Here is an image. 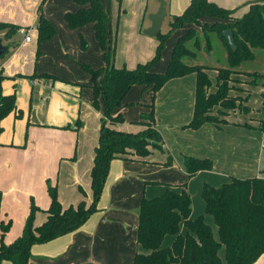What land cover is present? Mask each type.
Returning <instances> with one entry per match:
<instances>
[{
	"label": "crops",
	"instance_id": "obj_1",
	"mask_svg": "<svg viewBox=\"0 0 264 264\" xmlns=\"http://www.w3.org/2000/svg\"><path fill=\"white\" fill-rule=\"evenodd\" d=\"M158 1L122 0L121 8L116 6L115 19L111 18L110 7L106 10L109 18L107 35L114 44L112 60L114 67L132 68L136 63L151 57L156 40L154 37L153 41L149 40L147 37L150 36L143 34L142 29L149 26L147 15L156 11ZM163 1L166 12L164 18L168 17V22L172 15L180 14L189 2V0ZM209 1L222 8L233 9V14L240 16L247 10L248 3L257 0ZM38 2L39 0H0V22L17 25L18 29L24 28L29 36L28 41H23V34L17 29L9 39L2 41L0 38L2 45L9 46L6 54L0 57V71L5 77L0 82L1 92L8 94L13 91L16 105L14 112L0 120V220L10 221L8 230L2 236L4 243L11 242L20 234L30 200L38 208L34 213L33 223L37 225L44 220V209L49 203L45 179L56 185V195L63 207L75 204L80 199H84L86 203L91 200L89 169L93 147L97 142L101 113L90 112V93H86L81 103L77 100L83 87L90 88L88 78L83 83L70 82L55 70L39 65L34 67ZM99 2L106 12L104 1ZM113 3L116 5L115 0ZM77 8L76 3L67 0L62 11L63 14L74 12ZM44 17L50 22L45 12ZM74 29L79 31L87 29L89 34L91 31L93 33L91 23ZM185 30L186 27H181L173 31L170 38L171 46L177 36ZM3 33L4 31H0V37ZM53 40L57 41V38ZM119 40H126L129 43L126 47L127 52L133 50L134 55L130 58L129 65L116 60L115 46L116 44L119 46ZM42 42L38 45L41 54L38 57L43 60L46 51L41 53L45 45ZM99 55L101 58V50ZM102 65L101 58V64L94 68ZM34 68L37 70L36 74L45 73L56 78H25L32 70L34 72ZM163 69L156 70L155 66L152 68L155 72H161ZM206 73L212 81L211 75L214 77L215 72L207 70ZM17 82H21L20 89ZM262 85L261 87L244 85L243 89L246 92L243 95H246L248 114L231 112L225 118L226 123L219 128L210 123L203 124L197 129H189L183 126L191 117L194 74L188 73L167 80L155 92L153 101L152 126L162 138L163 150L151 149L145 161L112 159L96 204V211L77 229L47 242L33 244L29 250L27 264H131L134 252L146 253V250L135 241L136 210L143 194L150 198L161 194L166 188L179 190L181 187L175 185L185 182V190L190 197L188 184L193 176L199 175H202V180L211 186H217L220 181L226 182L230 177H264V123L263 131L257 132L253 129L255 122L264 121L262 119L264 84ZM212 89L213 84L209 90ZM251 92L259 94L258 105L255 107L249 104ZM149 97L147 87L132 85L120 106L115 109L124 120L115 123L113 127L129 132L142 129L143 125L136 121L140 112L148 110L146 105L150 101ZM78 107L81 108L80 116L83 120L79 133L87 126L89 136L84 140L78 137L73 149L72 134L62 128L74 121ZM18 112L20 115L16 116ZM167 154H170L174 161L171 167L161 164ZM181 154L197 158L209 157L212 160V167L210 170H199L188 178L181 165ZM78 187L84 191V196L78 191ZM201 210L202 205L195 206L190 197L189 217L199 215ZM207 215L202 216L209 226L210 220ZM209 227L211 229V226ZM184 231L180 224L179 232ZM212 236L216 239L214 234ZM171 240L172 236L165 235L161 245L169 246ZM218 256L221 264H225L223 247L221 257L219 253ZM1 264L11 263L2 261ZM252 264H264V252Z\"/></svg>",
	"mask_w": 264,
	"mask_h": 264
},
{
	"label": "trees",
	"instance_id": "obj_2",
	"mask_svg": "<svg viewBox=\"0 0 264 264\" xmlns=\"http://www.w3.org/2000/svg\"><path fill=\"white\" fill-rule=\"evenodd\" d=\"M42 1L36 8L35 58L39 54V43L55 33L54 27L41 13ZM72 1L78 8L74 12L63 14L65 23L70 29L91 23L103 61V65L98 68L85 66L88 85L92 90L90 104L94 108L97 107L98 96L102 102L97 142L93 147L89 169L91 200L86 203L84 199H80L75 204L63 207L56 195V185L46 181L45 190L49 203L44 209L43 221L37 225L33 223L34 213L38 208L30 202L20 234L11 242L4 243L2 236L8 230L10 221L0 220V264L2 261L27 264L29 250L33 244L47 242L82 225L97 209L96 204L112 159L145 161L151 149L163 150L162 138L152 126L153 101L155 92L167 80L188 73L194 74L191 117L184 128L197 129L203 124L210 123L219 128L226 120L213 116V107L232 108L235 105V98L228 96L229 74L241 61L253 57L254 48L264 49V0L248 3L247 10L240 16H231L233 9L222 8L209 0H189L180 14L170 17L168 29L164 32L158 31L154 37L156 40L154 52L149 59L136 63L132 68L114 67L112 65L114 44L110 37L106 36L109 18L99 0ZM115 1L119 6L121 0ZM200 17L214 20L210 24L200 23ZM190 23L200 26L205 37L208 32L216 33L225 48L227 67L217 68L213 91L209 90L212 83L206 73L207 67L182 60L183 57L194 55V52L185 46L190 39L194 45L197 43V36L192 28L177 36L163 71L152 70L165 38L174 30ZM17 29V25L0 22V30H4L3 37L11 36ZM225 29L231 30L234 49L229 48L221 35ZM3 46L4 52L0 57L6 54L9 47L7 44ZM245 73L254 77H264V74L258 72ZM28 77L56 78L45 73H32ZM3 78L5 77L0 75V82ZM255 83L257 82L252 81L251 84ZM132 85L147 87L150 92V101L146 105L148 110L140 112L136 121L143 125V128L136 132L117 130L113 125L123 122L124 118L119 112H115V109L120 106ZM262 96L264 107V93ZM15 110L14 92L3 94L0 87V120ZM19 115L18 112L16 116ZM263 123L264 121H261L262 128ZM77 125L76 120L75 126ZM170 163L171 156L167 154L161 164ZM181 165L189 178L199 170H210L212 162L206 157L197 158L181 154ZM175 186L181 188L179 190L166 188L157 196L141 197L136 210L135 241L146 250V253L134 252L131 264H221L218 256L221 246L225 264H252L264 252V177H230L219 186L202 184L200 196L204 212L213 219L217 239L213 238L211 229L201 214L189 217L190 197L185 190V182ZM78 191L84 194L81 187H78ZM180 224L184 227L183 233L179 232ZM165 235L172 236L169 246L161 245Z\"/></svg>",
	"mask_w": 264,
	"mask_h": 264
},
{
	"label": "rangeland",
	"instance_id": "obj_3",
	"mask_svg": "<svg viewBox=\"0 0 264 264\" xmlns=\"http://www.w3.org/2000/svg\"><path fill=\"white\" fill-rule=\"evenodd\" d=\"M41 0H39L38 4ZM105 11L110 7L111 11V18L115 19L116 17V5L113 3V0H103ZM73 2V1H72ZM65 3H67V0H43L41 2V13L44 16V12L49 16L50 23L54 27L55 33L52 37L49 39L43 41L42 43H45L44 49L41 50V53H44L46 51V57L42 60L39 59L38 56L35 59V63H33L34 67L40 66V67H46L50 70H55L56 72L64 75L65 78H67L70 82L75 83H83L88 78V73L85 70V66L94 68L101 64V58L99 55L100 49L99 45L94 38V35L92 31L90 34L88 33L87 29L82 30H76V29H70L68 28L67 24L65 23L63 19V11L62 8L64 7ZM37 4V5H38ZM159 4V1H158ZM122 6V0L119 3V8ZM104 9V8H103ZM108 11V12H110ZM107 13V11L105 12ZM110 15V14H109ZM108 16V15H107ZM231 16H236L234 14H231ZM48 20V19H47ZM214 19H204V17H200L199 22L200 23H212ZM183 27L192 28L195 32V35L197 36V43L196 45L193 44V40L190 39L186 42L185 46L192 50L194 52V55L192 57H183L182 60L184 62L194 64V65H205L207 67V70H212L216 74L217 68L221 67H227V61H226V51L223 47L220 39L214 32H208L207 37H205L202 34L201 28L198 25L195 24H184ZM168 29V17H165L161 23L159 32H164ZM179 29V28H178ZM177 30V29H176ZM4 31V30H0ZM17 31V30H16ZM15 31V32H16ZM14 32V33H15ZM13 33V34H14ZM173 32L168 35L165 40L163 41L162 48L160 50L159 58L157 62L155 63V69L162 70L165 63L167 62L168 55L171 49V42L170 38L173 36ZM12 34V35H13ZM11 35V36H12ZM9 37H3V35L0 37L3 40L9 39ZM106 36L107 35V28H106ZM144 36V35H142ZM57 41L53 40L56 39ZM149 40L153 41V37H147ZM1 42V40H0ZM174 42V41H173ZM128 42L126 40H119V46L116 44V60L117 61H123L124 65L130 64V58H133V50L126 51V47L128 46ZM2 45V44H1ZM6 45V44H4ZM8 45V44H7ZM40 63L42 65H40ZM208 66H214V67H208ZM236 70H239L241 72H238ZM36 68H34L31 71L30 74L36 73ZM245 72H258L260 74H264V49L263 48H254L253 49V57L251 59L243 60L241 61L229 74L228 76V85L230 86V89L228 90V96L235 98V105L232 108H221V107H213L212 112L213 116L217 117L218 119H225L228 114L234 111H238L242 114H248L249 107L246 106V95H243L246 91L243 89L245 84H251L252 81H255L257 83L251 84L254 86H263L262 83L264 82V77H254L250 74H247ZM28 74L27 77L30 75ZM0 75L1 71H0ZM215 76V75H214ZM211 78L213 79L211 82L213 84L214 77L211 75ZM20 89V83L17 82ZM28 85V83H27ZM212 88V85L210 86ZM214 90V87L212 91ZM86 93H90V102L92 98V90L91 88L83 87L80 91V94L77 96V100L79 103H81L82 98L86 95ZM258 98L259 94L251 92L249 96V104L252 107H255L258 105ZM89 102V110L92 114L94 112L101 113L102 111V102L100 97H97V107H93ZM80 106V105H78ZM77 108V117L74 119V121L70 124H67L66 127H63L64 131L70 132L73 136V149L75 148L76 139L78 141V137L82 140L87 139L89 136V127L85 126L83 128L82 133H79L80 129L83 125V120L80 116L81 108ZM255 114V113H253ZM93 118V117H92ZM264 119V118H262ZM78 122L77 127L75 126V122ZM226 120V119H225ZM248 120V119H247ZM254 127V128H253ZM252 128L255 131H263L261 120H258L255 122V126ZM250 128V127H249ZM255 132V133H257ZM79 139V140H80ZM171 156V155H170ZM203 158V157H202ZM209 158V157H207ZM210 159V158H209ZM229 159V158H227ZM232 159V157H230ZM211 160V159H210ZM173 160L171 156V163L169 166L171 167L173 165ZM212 162V160H211ZM202 175L199 176H193V178L190 180L188 184V188L190 190V197L193 204L196 206L202 205V210L200 213L203 216L207 215L204 212L203 203L200 196V190L203 183H206L202 180ZM49 180L45 179L44 183ZM50 183V182H49ZM222 183V181L218 182L219 186ZM208 184V183H207ZM210 185V184H209ZM84 195V194H83ZM197 196V197H195ZM143 197L145 195L143 194ZM148 198V197H145ZM151 198V197H150ZM99 199V198H98ZM30 202H32L30 200ZM29 202V204H30ZM33 203V202H32ZM29 210V206H28ZM108 214L111 215V213L108 212ZM27 216V215H26ZM202 216V217H203ZM208 219L210 220V225L212 234H214V237L217 239V232L215 230V225L209 215ZM26 218V217H25ZM25 221V219H24ZM34 221V219H33ZM24 224V222H23ZM23 227V225H22ZM22 230V228H21ZM139 247V246H138ZM140 248V247H139ZM218 253L221 257L222 255V247L219 248Z\"/></svg>",
	"mask_w": 264,
	"mask_h": 264
},
{
	"label": "water",
	"instance_id": "obj_4",
	"mask_svg": "<svg viewBox=\"0 0 264 264\" xmlns=\"http://www.w3.org/2000/svg\"><path fill=\"white\" fill-rule=\"evenodd\" d=\"M165 14L166 12H165L164 1L159 0V4H158L156 11L154 13H149L147 15L149 26L142 29V33L150 37H155L159 31V27L161 25V22ZM221 35L224 37L226 44L229 46V48L234 49L235 44L232 38L231 30L229 29L222 30ZM3 52H4V46L1 45V42H0V54H2Z\"/></svg>",
	"mask_w": 264,
	"mask_h": 264
},
{
	"label": "built area",
	"instance_id": "obj_5",
	"mask_svg": "<svg viewBox=\"0 0 264 264\" xmlns=\"http://www.w3.org/2000/svg\"><path fill=\"white\" fill-rule=\"evenodd\" d=\"M18 31L23 34L22 40L23 41H28L29 40V36L26 32V30L24 28H19Z\"/></svg>",
	"mask_w": 264,
	"mask_h": 264
}]
</instances>
